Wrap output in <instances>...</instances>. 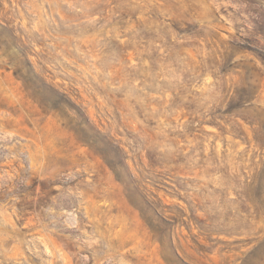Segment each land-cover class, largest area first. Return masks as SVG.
I'll return each mask as SVG.
<instances>
[{
    "label": "rangeland",
    "instance_id": "rangeland-1",
    "mask_svg": "<svg viewBox=\"0 0 264 264\" xmlns=\"http://www.w3.org/2000/svg\"><path fill=\"white\" fill-rule=\"evenodd\" d=\"M0 264H264V0H0Z\"/></svg>",
    "mask_w": 264,
    "mask_h": 264
},
{
    "label": "trees",
    "instance_id": "trees-1",
    "mask_svg": "<svg viewBox=\"0 0 264 264\" xmlns=\"http://www.w3.org/2000/svg\"><path fill=\"white\" fill-rule=\"evenodd\" d=\"M248 104H250V101H249V100H247V101L245 102V104H243L242 106H248Z\"/></svg>",
    "mask_w": 264,
    "mask_h": 264
}]
</instances>
